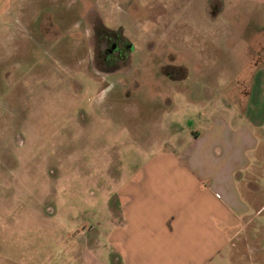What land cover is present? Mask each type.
Segmentation results:
<instances>
[{
  "label": "rangeland",
  "instance_id": "374dc122",
  "mask_svg": "<svg viewBox=\"0 0 264 264\" xmlns=\"http://www.w3.org/2000/svg\"><path fill=\"white\" fill-rule=\"evenodd\" d=\"M206 4L214 13V0H0V264H84L119 220L121 169L252 95L264 5L240 3L221 39L199 33L221 28L201 17ZM113 33L133 46L116 62ZM199 96L213 98L189 101ZM253 217L236 252L264 264V206Z\"/></svg>",
  "mask_w": 264,
  "mask_h": 264
},
{
  "label": "crops",
  "instance_id": "0c3cea01",
  "mask_svg": "<svg viewBox=\"0 0 264 264\" xmlns=\"http://www.w3.org/2000/svg\"><path fill=\"white\" fill-rule=\"evenodd\" d=\"M218 2L220 11L214 17L201 7V17L221 23V28L200 30L204 37L233 35L223 24L237 21L240 3L264 5V0H238L226 8L224 0ZM256 45L264 53V41ZM256 73L252 95L236 97L238 112H209L199 116V127L184 129L177 124L171 131L181 136L177 144L162 143L152 157L121 169L115 193L120 207L113 211L118 210L119 220L110 221L102 239H94L95 247L84 264H252L249 255L236 251L241 232L264 206L261 203L257 208L252 200L262 191L256 178L264 181L257 155L264 144L260 142L264 104L256 113V104L264 102V73ZM212 98L189 101L204 105ZM174 105L173 101L169 108Z\"/></svg>",
  "mask_w": 264,
  "mask_h": 264
},
{
  "label": "flooded vegetation",
  "instance_id": "af4514ba",
  "mask_svg": "<svg viewBox=\"0 0 264 264\" xmlns=\"http://www.w3.org/2000/svg\"><path fill=\"white\" fill-rule=\"evenodd\" d=\"M219 0H214V10H215V12L214 13H209V11H208V4H206V6H204V11L206 12V14H208V15H210V16H212V17H214L216 14H217V12H219L220 11V4H219V2H218ZM207 2L209 3V0H207ZM202 9V10H203ZM203 11V12H204ZM104 38L105 39H107L108 41L110 40V46L106 49V54H107V56H110L109 54L110 53H113L114 55H116V57L115 58H113L112 56H110V57H112L113 58V60H115V62H116V60H117V58H120V59H122V58H126V53H125V50L124 49H126L127 51H129V50H131L132 49V44L131 43H127L126 41L125 42H123V45H124V47L122 46V44L120 45V40L123 38V36H122V34H120V33H113V34H109V36H107L106 34L104 35ZM120 42V43H119ZM107 58V57H106ZM259 59V58H258ZM126 62H124V64H125ZM166 75H169L170 76V73H167Z\"/></svg>",
  "mask_w": 264,
  "mask_h": 264
}]
</instances>
